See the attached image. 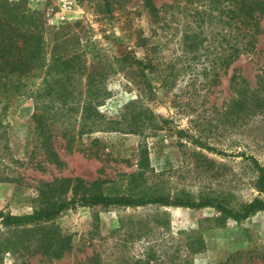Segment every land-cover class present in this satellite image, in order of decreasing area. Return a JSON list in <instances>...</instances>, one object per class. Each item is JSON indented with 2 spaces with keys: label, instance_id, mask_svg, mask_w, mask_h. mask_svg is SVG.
<instances>
[{
  "label": "rangeland",
  "instance_id": "1",
  "mask_svg": "<svg viewBox=\"0 0 264 264\" xmlns=\"http://www.w3.org/2000/svg\"><path fill=\"white\" fill-rule=\"evenodd\" d=\"M8 1L42 23L47 57L78 54L80 77L102 80L101 113L123 123L136 114L141 127L78 135L82 144L100 139L98 157L67 148L58 133L53 145L63 164L56 165L26 137L33 98H12L0 112V210L30 212L44 183L74 176L98 179L111 194L217 197L234 207L257 195L256 172L243 155L264 165V17L255 50L212 83L203 74L210 40L196 57L185 51L183 13L161 12L155 21L141 0ZM146 57L153 73L134 62ZM34 228L53 249L17 251L13 241L27 232L0 223V264H91L93 257L95 264H264L260 211L236 221L211 207L76 206Z\"/></svg>",
  "mask_w": 264,
  "mask_h": 264
},
{
  "label": "trees",
  "instance_id": "2",
  "mask_svg": "<svg viewBox=\"0 0 264 264\" xmlns=\"http://www.w3.org/2000/svg\"><path fill=\"white\" fill-rule=\"evenodd\" d=\"M141 1L155 21L161 18V12L185 15L187 21L180 42L185 51L195 54L193 57L197 56L203 43L210 40L206 57L211 54L212 57L209 65L203 67V74L212 83L218 82L220 73H226L243 54L253 52L258 36L263 33L264 0H169L160 6L154 0ZM43 45L42 23L35 13L15 2L0 0V112L16 96L33 98L34 111L28 120L26 137L38 143L48 161L63 164L53 145L58 133L65 139L67 148L98 157L102 144L100 139L93 137L82 144L76 139L78 135L109 129L137 131L141 127L136 114L130 120L124 115L126 121L123 123L101 113L100 106L107 97L105 87L96 75L80 77L83 73L78 54L63 57L60 51H52L47 57ZM134 62L141 69L153 73L155 63L152 58L146 57L144 61L135 59ZM113 124H126L127 128ZM178 132L183 133L184 130ZM194 142L211 148L198 139ZM243 156L256 172L254 189L257 195L236 207L217 197L194 199L163 193L111 194L101 190L98 179L89 182L74 176L44 183L38 191V206L30 212L12 214L0 210V223L24 228L27 232L23 238L13 241V248L17 251L36 248L50 252L53 245L49 235L44 231L36 232L34 227L76 206L159 204L211 207L225 218L240 221L255 212L264 213V165L253 155ZM64 193L67 195L63 196ZM52 252L59 254L58 249ZM95 260L96 257L91 258L90 263L95 264Z\"/></svg>",
  "mask_w": 264,
  "mask_h": 264
}]
</instances>
